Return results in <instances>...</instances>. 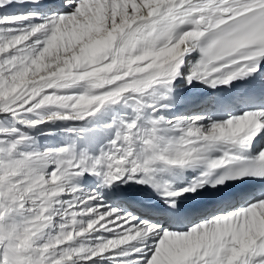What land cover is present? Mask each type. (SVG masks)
Listing matches in <instances>:
<instances>
[{"label":"snow or ice","instance_id":"snow-or-ice-1","mask_svg":"<svg viewBox=\"0 0 264 264\" xmlns=\"http://www.w3.org/2000/svg\"><path fill=\"white\" fill-rule=\"evenodd\" d=\"M0 264H264V0H0Z\"/></svg>","mask_w":264,"mask_h":264}]
</instances>
